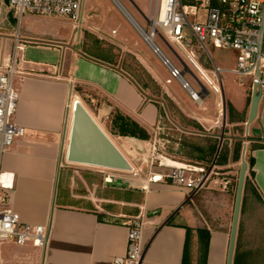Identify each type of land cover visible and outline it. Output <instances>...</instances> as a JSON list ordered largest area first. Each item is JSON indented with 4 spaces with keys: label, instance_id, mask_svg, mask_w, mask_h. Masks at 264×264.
I'll return each mask as SVG.
<instances>
[{
    "label": "crops",
    "instance_id": "crops-1",
    "mask_svg": "<svg viewBox=\"0 0 264 264\" xmlns=\"http://www.w3.org/2000/svg\"><path fill=\"white\" fill-rule=\"evenodd\" d=\"M14 20H17L15 15ZM17 30L18 26L12 32L1 35L0 56L3 49H8L5 46L6 41L13 38ZM19 33L22 37L20 31ZM23 37L28 39L25 34ZM150 49L164 64L161 56L151 46ZM191 52L197 63L211 73L212 69L209 67L215 62L210 55L211 64L209 57L203 52L205 55L201 60L206 65L203 67L194 52ZM137 54L152 78L164 83L157 66L147 54L140 50ZM84 57L90 66L79 68L78 63H75L72 73L64 71L62 66L56 64L25 59L20 63L21 67L31 68L35 73L24 69L20 71L23 73L17 88L20 97L13 120L23 127L24 133L15 137L1 159V171L12 175L13 187L8 191L0 190V195H8L7 202L0 203V210L11 207L19 213L22 222L46 226L49 241L45 248L34 246L30 241L23 244L25 246L18 245V248L15 244L5 245L2 249L5 260L9 264H16L15 255L23 253L22 255H27V264H112L115 256L123 255L127 251L126 221L130 217L144 214L142 240L147 245V250L143 264H182L186 227L198 226L200 214L198 206L192 205L193 200L186 201L185 190L166 182L144 181V185L130 182L126 185L133 186L134 189H129L130 200H125L121 192L103 193L94 183L93 174L90 173L92 167L68 163L65 159L72 115L69 95L77 80L83 79L94 84L98 88V94L111 109L120 110L142 127L152 123L147 117L151 113V107H148L150 104L146 106L151 99L148 98L149 101L146 99L142 104L133 107L136 99L125 97L129 94L130 86L140 87L130 74L113 66L107 58ZM184 67L190 68L189 62H184ZM74 70L83 72L77 74L80 79L75 77ZM185 71L188 70L184 69V73ZM208 81L213 84L210 79ZM199 82L203 87L204 84ZM250 92L252 96V91ZM245 95L243 90L233 88L232 98H226L224 91L226 110L223 125L218 115L210 111L208 114L198 112L195 101L176 99L186 118L195 120L211 136L219 138V144L221 141L228 142L229 161L224 165H217L223 174L236 172L237 161L231 158L234 146L232 139L241 128L245 130L248 120L251 100L249 102V95L245 99ZM72 96L74 100V95ZM202 102L205 104V98ZM228 105L235 109L232 118ZM142 111L146 113L143 114ZM205 111H208L207 107ZM240 116L245 121L239 120ZM228 127L235 129L237 134H227ZM238 136L247 141V150L250 142L264 143V95L259 101L257 115L249 125L248 137L241 134ZM251 154L255 159L253 182L256 191L249 193L247 202L240 211L232 264H264V148L253 149ZM194 163L202 165L200 161ZM77 168L84 172L78 173L75 170ZM105 177L106 175L104 182L107 184L109 182L105 181ZM79 178L83 184L80 183V187H77L73 181ZM90 184L94 188L90 189ZM186 206L197 210L194 218L181 216L179 220H175L174 216L171 217L175 209ZM233 210L234 205L231 206L230 202L223 205L220 209L222 219L217 227H213L214 219L202 222L210 230L207 264H227Z\"/></svg>",
    "mask_w": 264,
    "mask_h": 264
},
{
    "label": "rangeland",
    "instance_id": "rangeland-1",
    "mask_svg": "<svg viewBox=\"0 0 264 264\" xmlns=\"http://www.w3.org/2000/svg\"><path fill=\"white\" fill-rule=\"evenodd\" d=\"M119 1L143 29L148 32L151 31L152 25L149 20L155 16L157 0ZM203 14L204 11H201L200 15ZM84 16L86 20L80 31L79 29L75 31L72 20L65 17L25 13L21 22H18V20L15 22L14 12L10 8L7 0H0V37L9 31L12 32L14 27H19V31L22 34V44H24L23 47L25 49L18 51L16 55L15 67L18 71L26 70L27 72L35 73L31 68L24 69L21 67L20 63L22 59H25L34 62L56 64L62 66L64 71L66 70L72 73V68L75 63H78L79 68L90 66L86 63L87 61L84 56H88L89 58H96L95 56H97L109 59L113 63V66L130 74L141 87L130 86L129 94L125 96L127 99H136L133 107L142 104L148 98L151 99L150 101L148 99L149 102L146 106L150 104L148 107H151V113L147 117L151 119L152 123L144 124L143 126L149 134L146 140L131 136L114 135L110 132L113 114L115 111L120 110L111 109L109 104L98 94V88L94 84L81 79V81L77 80L75 85L70 89L71 94L74 95L73 99H79L85 104L133 164V168L139 171V174L135 175L134 170L118 171L92 167L90 168L92 169L90 173L93 174L94 183L105 194H115L114 191H116V193L121 192V195L124 196L129 193V189H134L133 186L126 184L132 182L141 185L149 179L151 171L167 172V167L160 166V161L164 160L163 157L188 163L200 161L202 163L201 166L207 168V171H210L211 174L206 186L192 199L194 202L192 205H196L199 208L200 214L197 223L198 226L200 222L201 226H205L202 224L203 220L211 221V219H214L213 227L219 226V220L222 219L223 215L220 209L227 202H230L231 206L234 205L241 160L236 162V172L234 174H223L224 172L218 170L216 164V160L221 151V148L219 150V143L214 155L210 157L207 153L196 149V147L208 149L211 144L209 141L211 134L200 125L196 127L194 124L196 122L195 120L186 118L180 111L179 104L176 101V99L193 101L192 98L179 81L170 75L167 66L162 64L159 58L153 54L149 43L141 35L142 33L140 34L132 25L114 0H86ZM189 19L194 21L195 16L189 15ZM185 31L186 40L183 43L189 51L194 52V56L203 67L206 65L201 58L206 54L208 57L210 55L215 64L223 69L232 70L236 68L237 50L215 47L208 41L205 42L206 49L200 48L191 31L188 28H185ZM158 32L153 39L154 42L171 63L183 71L185 68L184 62L185 64L188 63L187 59L182 58L177 52L173 51L163 39V33L159 27ZM24 34L28 36V39L23 37ZM5 46L8 48L7 51L12 53L13 38H9ZM139 50L146 53L150 60L157 66L164 83L158 82L154 77L152 78L151 73L147 72L137 54ZM210 61L209 63L211 64L212 60L210 59ZM64 65L68 66V68ZM209 68L212 69V64ZM74 71L75 77L80 79L77 75L79 72ZM81 73L83 72L79 74ZM203 73L208 74L204 70ZM183 76L194 90L197 92L201 91L202 86L199 79L191 72L185 71ZM167 78H170L172 82H165ZM221 78L226 98H232L233 88L243 90L246 94L245 99L248 98L250 91L253 89L252 79L250 77H245L241 81L239 76L227 71L221 74ZM13 84L16 88L19 87V77L17 74L14 76ZM212 86L215 88L213 84ZM207 90L209 93L203 97V100L205 98V104L203 102H196L195 108L198 112L208 114L210 111L212 114L218 115V118L221 119V125H223V116L220 115L217 99L211 90L208 88ZM110 98L114 99L113 97ZM206 107L208 111H205ZM121 113L124 114L123 112ZM141 113L145 114L146 112L142 111ZM139 125L141 126V124ZM226 132L230 135L237 133L235 129L233 130V128L229 127ZM242 136H245V130H243ZM154 141L156 142V148L153 153L152 144ZM75 170L78 173L84 172L81 168ZM105 175L106 177L108 175H116V179L113 181L114 183L110 182L106 184L104 182ZM73 182H75L77 187H80V183L83 184L80 178ZM77 182L79 185L76 184ZM93 186V184H90V189L94 188ZM7 196L4 195L5 200L0 201V203L7 202ZM196 211L191 206L177 208L171 217L174 216L175 220H179L181 216L194 218ZM16 247L18 248V245ZM22 254L15 255L16 264H27V255Z\"/></svg>",
    "mask_w": 264,
    "mask_h": 264
},
{
    "label": "built area",
    "instance_id": "built-area-1",
    "mask_svg": "<svg viewBox=\"0 0 264 264\" xmlns=\"http://www.w3.org/2000/svg\"><path fill=\"white\" fill-rule=\"evenodd\" d=\"M114 1L121 3L119 0ZM84 5L85 0H9V6L19 22L25 13L65 17L72 20L75 31L78 29L80 31L85 21ZM201 11H204L203 15H200ZM189 15L195 16V20L191 21ZM149 21L152 29L150 32L146 31L151 37L145 40L153 51L158 55L162 52L153 40L159 33V27L163 39L173 51L190 63V68L184 69L188 71L191 69L193 75L215 95L220 115L224 116L226 110L221 78L223 72H232L240 78L250 77L252 91H260L261 97L264 95V0H157L155 16ZM185 28L191 31L200 48L206 49L205 42L208 41L215 47L237 50L236 68L226 70L213 63L211 73L206 72L183 43L186 40ZM13 38L12 53L3 49L0 56V190L4 191L12 189L13 178L11 174L1 171L2 156L11 147L15 137L24 133L23 127L13 120L20 97L13 80L16 74L19 78L22 75L15 67L16 55L18 51L24 50V44L19 30L14 32ZM183 49L214 79L219 90L212 86ZM162 61L169 68L170 75L188 91L192 100L202 103L205 91L194 90L184 79V70L177 68L168 58ZM166 82L170 83L171 79H167ZM152 145L154 153L156 142L154 141ZM163 159L160 161V166L167 167L168 171H151L147 181L166 182L182 188L187 194L186 201L191 202L206 186L211 172L195 163L175 161L168 157ZM133 170L135 175L139 174L138 170L135 168ZM115 178V175H108L105 181L110 183ZM4 200L5 197L0 195V201ZM126 225L127 251L123 255L115 256L112 264H143L147 250V245L142 240L145 227L144 214L129 218ZM29 241L34 246L45 248L49 241V231L46 226L22 222L19 213L11 207L0 210V264H9L2 251L5 245H23Z\"/></svg>",
    "mask_w": 264,
    "mask_h": 264
},
{
    "label": "water",
    "instance_id": "water-1",
    "mask_svg": "<svg viewBox=\"0 0 264 264\" xmlns=\"http://www.w3.org/2000/svg\"><path fill=\"white\" fill-rule=\"evenodd\" d=\"M129 15L133 18L130 13ZM133 20L139 33H142L141 35L145 37V39L149 40L151 36L148 35L147 31L143 29L134 18ZM159 55L162 59L166 58L162 52L159 53ZM189 72H191V70H189ZM202 89L205 91V93H208V90L204 85ZM72 97L73 96L70 93L69 101L70 106L73 105V109L71 115L70 138L65 156L66 161L68 163L90 167L118 171H132L133 164L113 141L108 132L100 125V123L95 119V117L91 114V112L81 100H72ZM260 99L261 92L253 90L249 116L245 125V137L248 135L249 125L253 122L257 115ZM221 146L222 142L220 143L219 150ZM246 154L247 141H244L241 152L240 170L232 217L227 264H232L233 262L236 245L245 177L249 168L248 162L246 160Z\"/></svg>",
    "mask_w": 264,
    "mask_h": 264
},
{
    "label": "trees",
    "instance_id": "trees-1",
    "mask_svg": "<svg viewBox=\"0 0 264 264\" xmlns=\"http://www.w3.org/2000/svg\"><path fill=\"white\" fill-rule=\"evenodd\" d=\"M9 3V0H7ZM251 100V92L249 94V102ZM229 113L232 118L233 112L235 109L232 105H228ZM239 120L242 122L245 121L242 116L239 117ZM195 126L198 127V124L194 122ZM200 127V126H199ZM110 132L114 135L120 136H131L141 140H146L149 137L148 132L141 127L135 120L130 117L122 114L120 111H115L112 117ZM243 128L239 130L238 134L242 135ZM237 134V133H236ZM238 134L233 137L234 141L232 160L239 161L241 160V152L243 146V139L238 136ZM209 141L211 144L208 149L203 147H196L197 150H200L203 153H207L210 156L214 155L217 150L219 138L210 136ZM256 148H264V143L259 142H250L246 155V160L248 162L249 168L248 173L245 177L243 197L241 210L243 209L245 203L247 202L249 193L255 192V185L253 182V176L255 174L253 166L255 164V159L253 158L251 151ZM230 147L227 141L222 143L221 151L219 153L218 159L216 160L217 165H224L229 161ZM208 160V159H207ZM129 193L124 195L125 200H130ZM258 194V193H257ZM186 239L182 257V264H207L208 249H209V238L210 230L206 226H195V227H186ZM238 245V243H237Z\"/></svg>",
    "mask_w": 264,
    "mask_h": 264
},
{
    "label": "bare ground",
    "instance_id": "bare-ground-1",
    "mask_svg": "<svg viewBox=\"0 0 264 264\" xmlns=\"http://www.w3.org/2000/svg\"><path fill=\"white\" fill-rule=\"evenodd\" d=\"M117 4H118V6H119V8L121 9V11L125 14V16L128 18V20L132 23V25L135 27V28H137L136 27V25H135V22H134V20H133V18L129 15V11L121 4V3H119L118 1H117ZM141 32H143V31H141ZM145 38V37H144ZM184 51H185V53L190 57V59L196 64V66L197 67H199V69L202 71V73H203V70L200 68V66L195 62V60L193 59V57L185 50V49H183ZM205 76H206V78H208V79H210L212 82H213V84L216 86V89H218L219 90V87H218V85L216 84V82L214 81V79L210 76V75H208V74H205V73H203ZM221 101L219 100V103H220ZM71 109H73V105H71Z\"/></svg>",
    "mask_w": 264,
    "mask_h": 264
}]
</instances>
